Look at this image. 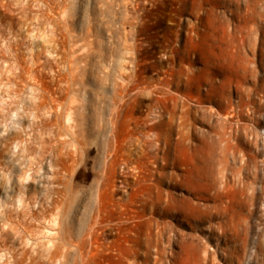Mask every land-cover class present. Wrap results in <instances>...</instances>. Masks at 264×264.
<instances>
[{
  "label": "rangeland",
  "instance_id": "rangeland-1",
  "mask_svg": "<svg viewBox=\"0 0 264 264\" xmlns=\"http://www.w3.org/2000/svg\"><path fill=\"white\" fill-rule=\"evenodd\" d=\"M0 72V83L14 74L7 90L0 85V187L16 153L3 141L7 128H24L29 149L18 159L33 170L29 182L0 191V205H16L19 195L46 201L52 186L58 208L45 203L41 211L79 243L69 253L60 241L53 257L33 264H153V253L148 262L130 257L143 251L132 241L117 262L115 240L132 229L135 192L152 187L155 199L166 191L157 181L163 173L181 182L176 205L200 210L164 219L145 212L173 230L175 243L157 264H264V0H0ZM23 73L34 80L21 81ZM43 98L56 115L34 109ZM68 113L75 142L61 129ZM46 158L52 168L42 187L36 171ZM164 160L176 166L161 169ZM187 173L194 196L181 178ZM40 214L18 219L7 210L0 251L42 240ZM95 222L96 242L87 236Z\"/></svg>",
  "mask_w": 264,
  "mask_h": 264
},
{
  "label": "bare ground",
  "instance_id": "bare-ground-1",
  "mask_svg": "<svg viewBox=\"0 0 264 264\" xmlns=\"http://www.w3.org/2000/svg\"><path fill=\"white\" fill-rule=\"evenodd\" d=\"M181 71V70H180ZM27 73V72H26ZM180 73V72H179ZM1 74V72H0ZM21 74V73H20ZM24 74V73H23ZM29 74V73H28ZM184 74V73H183ZM12 74H9L7 75L6 78L8 83L10 82V78L12 76H10ZM32 75V74H31ZM177 75V74H176ZM180 75V74H179ZM3 78V74H1ZM5 76V75H4ZM8 76H10V78H8ZM34 76V75H33ZM33 76H30V75H18L17 78H19L21 81H31L34 80L35 77ZM183 76V75H182ZM190 76V75H188ZM187 76V77H188ZM176 77V76H175ZM185 77H186V74H185ZM187 77L185 79H187ZM179 78V77H178ZM181 78V76H180ZM3 80V79H2ZM16 80V79H15ZM18 80V79H17ZM192 80V79H191ZM14 81V80H12ZM173 81V80H171ZM170 81V83H171ZM181 81V80H180ZM184 81V80H183ZM5 80L0 83V85L2 84L3 87H4V83ZM177 82V81H176ZM179 82V80H178ZM193 82V81H192ZM4 83V84H3ZM6 83V84H8ZM169 83V84H170ZM186 83V82H185ZM187 83H190V82H187ZM12 84V83H11ZM14 84V82H13ZM176 84V83H175ZM178 84V83H177ZM192 84V83H191ZM168 85V84H167ZM185 85V84H184ZM5 87H7V85H5ZM4 87V88H5ZM9 87V85H8ZM17 87V86H16ZM176 87V85H175ZM187 87H190V85H187ZM3 88V89H4ZM180 88V87H179ZM9 89V88H8ZM4 90H7L6 88ZM10 91L12 90H9L8 92L10 93ZM1 92H2V89H1ZM13 92V91H12ZM16 91L14 90V94ZM5 95H6V92H4ZM4 93L2 92L1 94L4 95ZM11 94V93H10ZM8 94V95H10ZM13 94V93H12ZM41 95V94H40ZM7 96V95H6ZM11 96V95H10ZM9 96V97H10ZM42 96V95H41ZM4 97V96H3ZM186 97V96H185ZM11 98V97H10ZM46 98V97H45ZM165 98V97H164ZM163 98V99H164ZM1 99V98H0ZM12 99V98H11ZM18 99V98H17ZM16 99V100H17ZM32 101L34 98H31ZM30 99V100H31ZM52 99V98H51ZM50 99V100H51ZM22 99L18 100V101H21ZM167 100V99H166ZM1 101V100H0ZM8 101V100H7ZM17 101V103H18ZM25 103L26 100H23ZM36 101H38V99H36ZM174 101V100H173ZM199 101V99H198ZM14 102V101H12ZM31 102V101H30ZM28 101V104L30 103ZM39 103L37 105H35L34 109L37 108V109H42V108H45L47 105H48V102L45 101V99L43 98L42 100L38 101ZM50 102H53V101H50ZM57 102V101H56ZM63 103L61 102H58V107H60V110L58 113H60V111L62 113H64L66 110V106L64 105L65 101H62ZM160 102V101H159ZM164 102V100H163ZM15 103V102H14ZM22 103V101L20 102ZM176 103V102H175ZM183 103V102H182ZM1 104V103H0ZM2 104L3 103V99H2ZM10 104V103H9ZM8 104V105H9ZM12 104V103H11ZM16 104V103H15ZM14 104V105H15ZM56 104V103H55ZM157 104V103H156ZM21 105V104H20ZM18 104V106H20ZM23 105V104H22ZM24 105H27V102L26 104ZM30 105V104H29ZM182 105V104H181ZM181 105H180V108H181ZM17 106V105H16ZM49 106V105H48ZM69 106V105H68ZM67 106V107H68ZM173 106V104H172ZM15 107V106H14ZM23 107V106H22ZM21 107V108H22ZM29 107V106H27ZM32 107V106H31ZM165 107V106H164ZM20 108V109H21ZM46 108H50V111L49 113L51 114L54 113L56 115V109H54L53 107H46ZM45 108V109H46ZM71 108V107H70ZM166 108V107H165ZM183 108V106H182ZM13 109V108H12ZM19 109V110H20ZM24 109V108H23ZM29 109V108H28ZM27 109V110H28ZM31 109V108H30ZM161 109V108H160ZM188 109V108H186ZM16 110V109H15ZM18 110V109H17ZM16 111L14 113H18L19 112ZM22 110V109H21ZM20 110V112H21ZM33 110V107L32 109ZM70 110V109H69ZM189 110V109H188ZM25 111V109L23 110ZM36 111V110H35ZM40 111V110H39ZM46 111V110H45ZM44 111V113H45ZM64 111V112H63ZM182 111H185V110H182ZM180 111V113L182 112ZM37 112V111H36ZM39 113V112H38ZM48 113V114H49ZM183 113V112H182ZM13 114V113H12ZM24 114V112H23ZM26 114V112H25ZM188 114V113H187ZM58 115V114H57ZM71 113H68L66 115V122L63 123V125H61V129H63L65 131V133H67V135L70 137V139L72 141H76L75 139V136H74V133L70 134V131L69 129H71L73 126V122H74V119L71 117ZM1 116V115H0ZM4 117V115H2ZM1 116V117H2ZM7 116V115H6ZM14 116V115H13ZM49 116H52V115H48L47 118ZM159 116V115H158ZM162 116V115H161ZM18 117V115L16 116ZM54 117V116H53ZM60 117V116H59ZM20 119V116L18 117ZM57 118V117H56ZM161 117L159 116V119ZM5 119V117H4ZM16 119V118H14ZM21 119H22V115H21ZM24 119V118H23ZM170 119V118H169ZM13 120V119H12ZM55 120V119H54ZM41 121V120H38V122ZM50 121V119H49ZM162 121V120H161ZM170 121V120H169ZM183 121V120H182ZM17 122V119L14 123ZM19 122V120H18ZM59 122V121H57ZM158 122V121H157ZM37 123V122H36ZM111 123V121H110ZM155 123V122H154ZM159 123V122H158ZM164 123V122H163ZM167 123V121H166ZM169 123V122H168ZM175 123V122H174ZM178 123V122H177ZM18 124V123H17ZM53 124V123H52ZM71 124V125H69ZM109 124V123H108ZM151 124V123H150ZM157 125V123H155ZM162 124V123H161ZM179 124V123H178ZM37 125V124H36ZM44 125V124H43ZM110 125V124H109ZM109 125H108V128H109ZM114 125V123L112 124ZM154 125V124H153ZM159 125V124H158ZM167 125V124H166ZM183 125V124H182ZM31 126V125H30ZM28 126V127H30ZM41 126V125H40ZM164 126V124L162 125ZM173 126V125H172ZM225 126V125H224ZM35 126H33L34 128ZM39 127V126H38ZM158 127V126H157ZM57 128V127H56ZM168 128V127H167ZM9 131L7 132V137L5 139H3V141L7 144V146L11 147L13 146L16 150L14 154H12V156H10V163L12 166V170H10L9 172H4V174H7V177L5 176V183H3L2 187H0V191H13V188L15 187V185L19 184V183H25V181H28L30 180V174L27 173L29 171H31L30 169V165L27 166L24 159H18V155L21 156L20 152H24L25 150H28L29 148H27V136L23 133L24 132V128L22 127V125L19 123L18 125H16L15 128L11 127V129L7 128ZM6 129V130H7ZM26 129H28L26 127ZM32 129V128H31ZM30 129V131H32ZM150 129V128H148ZM153 129V128H152ZM176 129V127L174 128ZM4 131V130H3ZM111 131V130H110ZM167 131V130H166ZM179 131V130H178ZM6 132V131H5ZM165 132V131H164ZM32 133V132H31ZM35 133V132H33ZM112 133V131H111ZM114 133V132H113ZM118 133V132H117ZM30 134V133H29ZM28 134V135H29ZM108 134H110L108 132ZM115 134V133H114ZM166 134V133H165ZM6 135V134H5ZM35 135V134H33ZM116 135V134H115ZM30 136V135H29ZM32 136V134H31ZM161 136V135H160ZM37 138V136H35ZM158 137V136H157ZM33 138V137H31ZM153 138V136L151 137ZM151 138H148V139H151ZM156 138V137H155ZM154 138V139H155ZM30 139V138H29ZM152 139V140H154ZM34 140V139H33ZM115 141V140H114ZM154 141H159L157 139H155ZM166 141V139L164 140ZM30 142V140H29ZM28 142V143H29ZM168 142V141H167ZM31 143V142H30ZM33 143V141H32ZM37 143H40V142H37ZM43 143V142H42ZM155 143V142H154ZM179 143V142H178ZM159 144V142H158ZM162 144V143H161ZM166 144V143H165ZM164 145V143H163ZM145 146V145H144ZM149 146V145H148ZM159 146V145H158ZM170 146V144H169ZM12 147V148H13ZM75 147V146H74ZM153 147V146H152ZM145 148V147H144ZM165 148V147H164ZM9 149V148H8ZM160 149L158 147H156L154 149V152H159ZM27 152V151H26ZM111 152V150H110ZM109 152V153H110ZM161 152V151H160ZM25 153V152H24ZM115 153V152H114ZM167 153V152H166ZM171 153V152H170ZM112 154H113V151H112ZM146 154V152H145ZM128 155V154H127ZM144 155V154H143ZM156 155V154H155ZM109 156V155H108ZM141 156V155H140ZM140 156H137V157H140ZM145 156V155H144ZM15 157V158H13ZM157 158V157H156ZM168 158V157H166ZM48 160V162H46L45 160L43 162L40 163L39 165V171L42 170L41 172H38L36 171V173H40L38 174L37 176V184H40L39 186H43L44 184V181L47 180V178L44 176L45 173H47L48 171L51 170L52 168V162L51 160L49 161V158H46ZM26 160V159H25ZM138 161V160H137ZM155 161V160H154ZM30 162V161H28ZM9 163V164H10ZM138 163V162H137ZM153 163V161H152ZM151 163V164H152ZM156 163V162H154ZM164 164L162 166H160L161 169H166L169 165L172 166V167H175L176 163L175 161H170L167 162L166 160H164L163 162ZM148 164V162H147ZM157 164V163H156ZM149 165V164H148ZM159 165V164H157ZM138 166V165H137ZM141 166V165H140ZM147 166V165H146ZM29 167V168H28ZM64 167V166H63ZM135 167V166H134ZM145 167V166H144ZM142 167V168H144ZM67 168V166H66ZM127 168V167H126ZM133 168V167H132ZM135 168H138V167H135ZM1 169V168H0ZM11 169V168H10ZM64 170H67L65 169V167L63 168ZM17 171L19 170V174H15L14 171ZM133 170V169H132ZM136 171V169H134ZM146 170V169H144ZM142 170L140 172V174H145V171ZM6 171V170H5ZM15 171V172H16ZM33 171V170H32ZM31 171V172H32ZM68 171V170H67ZM147 171V170H146ZM2 172V170H1ZM3 173V172H2ZM35 173V172H33ZM35 173V174H36ZM136 173V172H135ZM136 175V174H135ZM32 176V175H31ZM145 176L147 177H154L155 175H153V172L151 174V172L148 171V173L145 174ZM145 176H144V179H145ZM157 176V175H156ZM138 177V176H137ZM180 177V176H179ZM149 178V179H150ZM182 179L186 180L187 181V185L189 186V192L190 194H192L193 196L197 194V190L196 188H193V180H192V175L190 173H187L183 176H181ZM143 179V178H142ZM147 179V178H146ZM1 180V179H0ZM42 180V181H41ZM136 180V178H135ZM180 180V178H179ZM143 181V180H142ZM150 181V180H149ZM157 181L160 183V185L164 186L166 188V191H163V192H160V193H157V196L155 199H153V197H151L150 195L152 194V187H149L150 188V191H149V194L145 195L144 193H141V192H145L144 191H140V193H137L135 192L134 196L137 197V199L133 202V208L131 209V217L129 218V220L132 221L133 225L131 226L132 229H128L127 227L124 228L123 230L125 231V236L123 238L119 237L115 240V245L117 246V249L115 248V250L117 251V254H115V256L117 257V262L120 261V262H123L124 263V259L125 257H127L131 252H129L128 254V243L129 242H134L138 247L140 248H143V251L142 252H137L136 250L130 255V257L132 258H137V257H141L143 258V260H145L146 262L148 261H151V254L153 253L155 255V257L153 258V264H157L161 258H163L165 256V251L169 248L170 245H172L171 243H173L175 240L173 239V235H171L170 233L173 232L172 228L165 222H160V223H152L150 218H144V214L145 212H147V210H149V214L150 215H157L159 216V218L161 219H164V218H175L177 216H190L192 217L194 215L195 212H197L198 210H200V207L197 205V204H193L189 201L188 203V210L186 209V212L183 211V209L179 208L176 203L177 201L179 200V197H177L175 194H173L172 191L174 190H177L179 189L182 185H181V182H179L177 180V177L172 175V174H169V173H163V174H160V176H158L157 178ZM29 182V181H28ZM146 182V181H145ZM140 183V182H139ZM1 184V183H0ZM125 184V183H124ZM136 184V183H135ZM186 184V182H185ZM142 185V184H141ZM145 186V185H144ZM142 187V188H145V187ZM48 188L45 189L47 190L46 191V194L44 193L43 195L46 197V201L42 198V200L40 201H34L33 204L30 203V201H27L29 200V198H26L25 197H22L24 199L21 198V196L19 195V198L17 199L16 198V205L15 204H12L9 205L7 203L2 204V206L0 205V222L2 224V228L3 226H5L7 223L5 222V220L7 219L6 217V212L7 210H13V213L16 215V217L18 219H21V218H24V219H29V218H34L35 216H37L38 214L41 215V225L42 226V230L43 232L45 233L44 237L42 240L38 241V242H35V243H30V244H27V245H24L18 252L16 251H5V250H2L0 251V261H2L1 264H33L34 261H38L36 260V258H40L42 256H45V255H50V256H54L55 255V251H57V246L59 245V242L62 241L65 245V248L66 250L69 252V253H73L76 251L77 249V244H75L72 239H71V234H70V230L69 228L67 229H64L62 227V225L60 226L58 223H56L55 221H49L47 220L46 218V213H44V211L42 212L41 209L45 206V203L48 207H51L53 209H57L58 208V205L60 203V201L58 200V198L60 197L59 194L60 192L58 190H55L52 186H45ZM122 187H125V186H122ZM49 188H51L49 191ZM126 188V187H125ZM139 188V187H138ZM141 188V189H142ZM154 188V187H153ZM183 188V187H182ZM186 188V187H185ZM43 189V190H44ZM140 189V188H139ZM138 189V190H139ZM140 189V190H141ZM147 189H148V186H147ZM192 189L194 191H192ZM137 190V188H136ZM51 192L53 193V195L55 196L56 195V198L54 197H51L52 195H50L49 193L47 194V192ZM207 192V191H206ZM201 193V192H200ZM203 194V193H202ZM50 195V196H49ZM25 196V195H24ZM28 196V195H27ZM6 197V196H5ZM99 198V197H98ZM98 200V199H97ZM9 203V202H8ZM100 203V202H99ZM98 203V204H99ZM33 205V207H32ZM100 205V204H99ZM35 206H37V209L35 210ZM97 206V205H96ZM104 206V205H103ZM101 208V207H100ZM104 208V207H102ZM45 210V209H43ZM99 210V209H97ZM101 211V210H100ZM38 213V214H37ZM44 213V214H43ZM100 213V212H99ZM98 214V213H97ZM100 219V218H99ZM98 219V220H99ZM97 220V219H95ZM127 220V219H126ZM99 222V221H98ZM102 223V221H100ZM158 222V221H157ZM89 223V222H88ZM87 223V224H88ZM96 222L92 225H89L88 227V232H87V236L88 237H91L93 238L92 241L96 242V238H94V235H93V231H94V226H95ZM19 225V224H18ZM98 225V224H97ZM122 225V224H121ZM120 225V226H121ZM20 226V225H19ZM123 227H125L123 225ZM98 228V227H97ZM142 228H146V233H143L142 232ZM97 232V230L95 231ZM225 233V232H224ZM224 233L221 232L220 234V237L224 236ZM85 234V233H84ZM96 234V233H95ZM100 234V233H99ZM86 236V235H85ZM150 237H153L152 239ZM87 238V237H86ZM100 239V237H99ZM122 239V240H121ZM80 240V239H79ZM89 240V239H88ZM114 240V238H113ZM86 242L83 240V243ZM83 243H81L80 245H84ZM93 243V242H91ZM175 243V242H174ZM173 243V244H174ZM90 245V244H89ZM88 245V246H89ZM93 245V244H92ZM95 246H97V244H94ZM79 246V245H78ZM85 246V245H84ZM87 246V245H86ZM109 246V245H108ZM82 247V246H81ZM98 247V246H97ZM115 247V246H114ZM96 248V247H95ZM80 249H83L80 248ZM94 249V248H93ZM133 249V248H132ZM153 249V250H152ZM113 250V249H111ZM112 253V251H111ZM174 253V252H173ZM171 253V257L174 258L175 255ZM109 254V253H108ZM114 254V253H113ZM128 254V255H127ZM49 256V258H50ZM83 259L84 257L81 256ZM87 260V259H86ZM126 260V259H125ZM126 262V261H125ZM119 264H122V263H119Z\"/></svg>",
  "mask_w": 264,
  "mask_h": 264
}]
</instances>
